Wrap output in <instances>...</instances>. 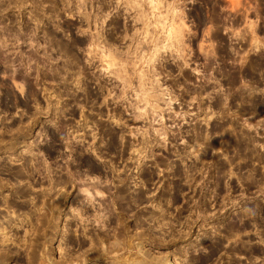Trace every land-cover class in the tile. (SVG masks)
<instances>
[{"label": "rangeland", "instance_id": "obj_1", "mask_svg": "<svg viewBox=\"0 0 264 264\" xmlns=\"http://www.w3.org/2000/svg\"><path fill=\"white\" fill-rule=\"evenodd\" d=\"M0 264H264V0H0Z\"/></svg>", "mask_w": 264, "mask_h": 264}, {"label": "bare ground", "instance_id": "obj_2", "mask_svg": "<svg viewBox=\"0 0 264 264\" xmlns=\"http://www.w3.org/2000/svg\"><path fill=\"white\" fill-rule=\"evenodd\" d=\"M70 47V46H69Z\"/></svg>", "mask_w": 264, "mask_h": 264}]
</instances>
